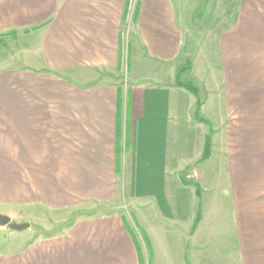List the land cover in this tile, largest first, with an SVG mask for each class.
<instances>
[{"label": "crops", "instance_id": "obj_1", "mask_svg": "<svg viewBox=\"0 0 264 264\" xmlns=\"http://www.w3.org/2000/svg\"><path fill=\"white\" fill-rule=\"evenodd\" d=\"M179 3L0 0V47L31 41L15 67L0 56V215L24 223L33 209L114 203L126 172L139 227L134 240L117 213L50 237L0 227V264H264V0H237L208 73L190 62L202 115L221 102L225 132L231 116L239 124V162L212 197L181 182L207 127L176 85Z\"/></svg>", "mask_w": 264, "mask_h": 264}, {"label": "rangeland", "instance_id": "obj_2", "mask_svg": "<svg viewBox=\"0 0 264 264\" xmlns=\"http://www.w3.org/2000/svg\"><path fill=\"white\" fill-rule=\"evenodd\" d=\"M172 1L174 4L180 2L179 4L182 5V25L185 32V38L182 52L183 58L180 61V65L182 66L184 63H186V60H188L189 62L193 63L194 71H198L202 76V73H208L206 68L209 66V64L214 65L216 62V49L219 37L227 27L230 19L233 18L237 0ZM18 43V45L22 47L24 44L30 45L31 41L29 39L27 40V37H23V40L21 39ZM18 45L17 42L11 41L9 38H7L6 45L4 44L3 47H0V56L1 58H3L1 60L4 63L3 65H7L8 67H15L17 63V55H19V57H22V55L24 54V52H21L22 48L17 47ZM26 54L28 56H31L32 52H27ZM190 70L187 71L185 75H183L182 80L180 79L183 84L187 83L189 80L194 81L191 78L192 74L188 76ZM220 103L221 102H206L209 114L214 111L213 120L211 116L209 118H205V116L202 115L200 109V117L208 122L212 130L210 150L211 153L209 158L205 161H199L200 157H198L182 172V184L186 185L191 181L196 185L199 184V192H196L197 194H199V197H207L209 195V197H212L218 194L222 195V191L225 192V188H227V183L224 182V179H227L226 175H228L229 172L233 173V171L228 170L227 164L231 162H239V159L235 157L236 155L239 156L238 154L241 142V138H239L237 133L239 130L238 118H236V115H233L229 118L227 134L225 132L226 123L220 124L222 123V115H220L221 108L218 105ZM202 105L203 102H201V107ZM210 121L212 123H210ZM226 136L229 137H227L226 139ZM201 168H203V170ZM122 176L124 177H122L123 179L121 180V186H119L121 198L114 203L79 204L70 209L65 216L60 217L51 216L43 210L33 209L29 212H23L21 214L28 215L24 223L29 224V230H33V234L35 237H50L63 233L71 224L79 219L117 213L122 215L124 220L128 222V224H130L131 228L133 229L134 235L138 234L136 229L139 227L135 223V220L130 213L132 208L128 203L130 189L129 187H126V172H124ZM134 189L136 188L133 187L132 190ZM193 189L195 190L194 187ZM132 190H130V193ZM140 206H142V204H140ZM11 221L15 222L14 220ZM24 223L19 222L17 224ZM6 230L8 231L9 229L6 228ZM138 231H140V229ZM137 238L139 240L141 236L138 235ZM144 239L145 238H143V240Z\"/></svg>", "mask_w": 264, "mask_h": 264}, {"label": "trees", "instance_id": "obj_3", "mask_svg": "<svg viewBox=\"0 0 264 264\" xmlns=\"http://www.w3.org/2000/svg\"><path fill=\"white\" fill-rule=\"evenodd\" d=\"M190 68H191V64H190V62L188 60H186V63H184V65L181 68H179L178 71H177L176 85L178 87L184 89L185 91L191 93L197 99V102L195 104V110H194V120L196 122H200V123L204 124L207 127V132H206L205 137H204L203 151H202L201 157L199 158V161H205L206 159L209 158L210 153H211L210 150H211L212 130H211V127L208 124V122H206L205 120H203L200 117L201 102L199 100L200 99L199 98V89H198L196 83L194 81H192V80H190V81H188L187 83H184V84L179 81L180 74L186 73L187 71L190 70ZM186 185H192L195 188V192H197V193L199 192L198 185L192 184V183H189V184H186ZM197 193H196V195L199 196V194H197ZM200 217H201V213H200V209H199L198 213H197V215L195 217L194 223H193V229L199 223ZM127 229L129 231V234L134 239V234H133L132 230H130V228H128V226H127Z\"/></svg>", "mask_w": 264, "mask_h": 264}, {"label": "water", "instance_id": "obj_4", "mask_svg": "<svg viewBox=\"0 0 264 264\" xmlns=\"http://www.w3.org/2000/svg\"><path fill=\"white\" fill-rule=\"evenodd\" d=\"M0 227H6L14 232H22L29 228V224H17L15 222H12L7 216L0 215Z\"/></svg>", "mask_w": 264, "mask_h": 264}]
</instances>
